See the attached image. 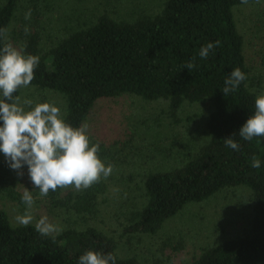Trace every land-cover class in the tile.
<instances>
[{"label": "trees", "instance_id": "16d2710c", "mask_svg": "<svg viewBox=\"0 0 264 264\" xmlns=\"http://www.w3.org/2000/svg\"><path fill=\"white\" fill-rule=\"evenodd\" d=\"M240 5L241 0H163L157 11L133 19L104 11L46 48L40 35L31 32L32 25L23 24L22 38L10 37L21 0L0 4V29L8 30L0 48L5 42L17 48L26 45L25 54L40 57L34 80L14 95L30 87L59 93L66 104L65 119L73 127L84 124L98 100L122 94L166 100L174 115L186 102L202 104L196 116L204 117L203 141L178 164L144 173L146 202L125 228L128 233L156 234L189 203L239 186L250 189L252 211L246 231L203 247L190 264H264V137L246 141L238 134L259 97L250 85L245 41L235 18ZM217 40L220 45L201 59V47ZM190 61L196 64L191 72L184 68ZM237 67L247 79L226 97L221 90L224 80ZM233 134L239 151L225 146L224 138ZM253 155L261 160L259 169L251 167ZM9 172L7 161L0 160V186ZM105 186L101 180L79 194L66 195L57 189L46 200L57 207L93 212L97 193ZM88 250L112 253L116 264H142L134 257H119L116 239L95 226H70L53 240L41 236L34 224L13 225L0 208V264H78Z\"/></svg>", "mask_w": 264, "mask_h": 264}, {"label": "rangeland", "instance_id": "374dc122", "mask_svg": "<svg viewBox=\"0 0 264 264\" xmlns=\"http://www.w3.org/2000/svg\"><path fill=\"white\" fill-rule=\"evenodd\" d=\"M4 0H0V4ZM163 0H21L22 7L13 20L10 37L22 38L23 24L32 25L46 48L57 38L85 26L99 13L108 12L117 18L133 19L141 13L157 11ZM31 10L30 19L25 14ZM235 18L244 37L245 56L250 70V85L264 95V0L240 5ZM15 35V36H14ZM22 99L54 102L65 113V100L57 92L30 87ZM202 104L184 103L178 113L170 112L166 100H145L134 94L102 98L92 108L86 123L93 143H100L99 156L114 165L105 187L97 194L93 212L57 207L39 196L28 176H18L10 168L4 186H0V208L7 211L10 221L26 211V205L13 193L23 194L25 187L33 193L35 204L31 214L34 224L47 216L63 229L95 226L117 241L119 257H134L142 264H190L203 247L243 234L250 225V189L239 186L224 190L201 202L187 204L169 218L156 233H128L136 210L146 202L144 173L178 164L181 156L203 141ZM0 160H6L0 152ZM75 192L64 189V193ZM126 194V195H125Z\"/></svg>", "mask_w": 264, "mask_h": 264}, {"label": "clouds", "instance_id": "9594fccd", "mask_svg": "<svg viewBox=\"0 0 264 264\" xmlns=\"http://www.w3.org/2000/svg\"><path fill=\"white\" fill-rule=\"evenodd\" d=\"M257 3L260 0H256ZM248 4L249 0H241ZM31 10L25 14L30 19ZM25 34L29 33L26 26ZM8 30L0 29V39L7 41ZM220 41L209 42L201 47L199 56L207 59ZM25 46L17 48L11 42H5L0 48V152L6 158L9 167L17 175H24L27 165L28 176L33 188L39 189V196L46 197L50 191L72 188L82 192L107 179L114 171V165L105 164L99 156L100 143H93L88 134V125L73 127L65 119V113L54 102L35 104L30 99L14 95L18 90L28 87L35 78V69L40 57L25 54ZM196 67L194 61L187 62L184 68L190 72ZM246 74L235 68L224 80L222 92L227 97L238 90ZM239 136L251 141L255 137H264V95L255 100V111L238 132ZM231 137L224 138L226 147L239 151L240 145ZM251 167L259 169L261 160L253 155ZM126 195V194H125ZM22 202L26 211L15 217L22 226L32 223L31 209L35 204L33 193L25 187ZM36 231L44 237L56 236L63 228L42 216L35 223ZM116 256L88 250L79 257L78 264H116Z\"/></svg>", "mask_w": 264, "mask_h": 264}]
</instances>
